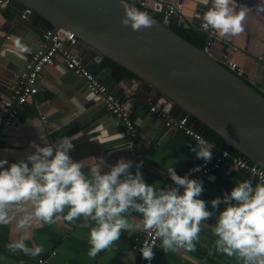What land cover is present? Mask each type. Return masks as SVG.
I'll return each mask as SVG.
<instances>
[{
	"label": "water",
	"instance_id": "water-1",
	"mask_svg": "<svg viewBox=\"0 0 264 264\" xmlns=\"http://www.w3.org/2000/svg\"><path fill=\"white\" fill-rule=\"evenodd\" d=\"M9 1L16 31L11 37L0 39V56L5 57V51L14 50L24 56L27 64L25 54L43 50L42 36L48 30L72 32L76 38L73 46L62 39L61 52L52 65L45 66L55 68L58 77L56 88H47L49 94L42 93L46 106L40 109L42 114L48 110L53 112L46 119L51 124L49 130L53 142L65 136H74V144L87 140L94 157L104 156L111 165L120 157L135 163V157L139 155L137 150H143L138 142L126 137L123 122L110 115L101 97L88 90L86 80L66 68L62 52L70 50L123 104L129 117L134 110L141 111L134 125L141 130L142 139L150 147L163 132L156 124L159 119L150 112L151 107H156L170 117L193 118L192 128L196 132L202 125L209 127L224 139L226 146L264 169V95L251 81L227 69L222 64L223 58L196 48L173 32L169 28L170 21H158L149 15L154 26L136 32L130 26L121 25L124 9L119 0ZM25 9L31 14L21 20ZM155 11L161 12L160 4L155 6ZM38 16L51 28L36 26L34 22ZM12 36L20 38L30 52L20 53ZM236 52L240 53V50ZM261 57L252 62L264 72V57ZM107 59L133 77L117 81L113 69L103 74L109 69ZM237 66L243 69L240 64ZM22 69L12 72L15 84ZM60 98L68 105L62 107L67 113L61 115L56 112V100ZM2 101L0 98V108Z\"/></svg>",
	"mask_w": 264,
	"mask_h": 264
},
{
	"label": "clouds",
	"instance_id": "clouds-1",
	"mask_svg": "<svg viewBox=\"0 0 264 264\" xmlns=\"http://www.w3.org/2000/svg\"><path fill=\"white\" fill-rule=\"evenodd\" d=\"M119 3L124 9L122 26H130L136 32L154 26L147 12L130 6L128 0ZM233 4L234 0H212V7L204 14L203 26L216 30L221 37L242 33L252 9L240 5L237 11ZM255 9L264 12V0ZM15 47L20 53L30 52L20 38H15ZM74 139L65 136L55 142L46 141L43 146L32 142L34 152L26 160L9 164L7 159H0V225H13V231L21 234L7 246L9 250L35 258L44 248L36 244L29 248L26 244L34 223L41 226L61 220L72 223L84 217L82 226L90 228L91 257L109 248L122 231L153 229L162 239L164 251L178 248L194 251L193 242L200 235L201 223L213 217L223 204L215 225L217 251L227 256L238 255L244 264H264V183L253 187L251 181L236 182L222 199L210 201L212 211H209V202L199 198L204 191L203 182L189 178L200 167L183 177L170 167L168 176L172 185L157 190L145 182L140 171L142 162L134 163L124 157L114 165L104 156L93 157L95 162L85 174L84 163L74 161L70 155ZM195 139L199 150L192 151L207 164L213 158L214 145L199 135ZM132 212L140 213L143 219L129 223L126 214ZM89 221L95 226H90ZM140 254L149 262L155 257L147 242Z\"/></svg>",
	"mask_w": 264,
	"mask_h": 264
},
{
	"label": "crops",
	"instance_id": "crops-1",
	"mask_svg": "<svg viewBox=\"0 0 264 264\" xmlns=\"http://www.w3.org/2000/svg\"><path fill=\"white\" fill-rule=\"evenodd\" d=\"M145 2L144 7L154 11L157 5L156 2L180 6L181 13L186 20L192 25H197L210 0H146ZM259 2L260 0H234L232 6L237 11L240 5L252 9L247 17L244 31L230 38L221 37L216 31L219 39L215 40L207 50L218 58L230 59L240 64L243 68L241 77L251 81V84L264 95L263 68L254 67L252 62L254 59H261L262 55L264 57V12H258L255 9V5ZM14 22V14L10 7H7L3 12L0 11V39L7 38V36L11 37L16 31ZM34 24L41 27L35 22ZM31 32L33 31L31 30ZM14 38L12 36L13 41ZM13 43L15 44V41ZM239 50L240 53L236 52ZM4 54L5 57L0 56V84L2 85L0 98L3 99L10 96L14 90V85H16L15 81L12 80V72L25 68L27 61L24 56L14 50H7ZM25 55L28 56L29 60L31 53ZM57 60L60 59L57 58ZM109 70H111L110 67L103 74H106ZM57 78L55 68L44 67L41 70L38 80V93L24 104L17 119L11 125L1 129L0 159H7L9 164L26 160V157L34 152V149L30 147L32 142L41 146L46 141L53 142L49 130L51 124L46 122L47 116L50 117L53 112L48 110L46 115L40 113V109L46 106L42 93L49 94L47 88H56ZM56 103V112L60 113L59 115L67 113L62 107H68V105L61 98L57 99ZM140 114L141 111L134 110L131 114L133 123H136ZM156 124L163 128V132L162 136H158V140L153 143L152 147L142 139L139 128H136L137 133L133 140L143 148L142 151L137 150L139 155L135 157L137 158L135 163L142 162L140 171L145 182L160 190L172 185V181L168 176L170 167H174L176 173L181 175L189 166L202 159H197L192 151V149L199 150L197 147L198 142L193 137L186 135L181 129L171 128L163 120L159 119ZM191 126L193 127V124ZM202 127L198 132L195 131L200 136H202L200 134ZM70 155L74 161L84 163L83 171L88 174L90 166L95 162L92 159L95 156L94 151L89 142L86 140L75 143L74 150ZM132 171L134 172L135 169L133 168ZM200 180L203 182L204 191L199 198L209 202V211H212L210 201L217 197L222 199L225 193L231 192L236 182L251 181L253 187L260 183L249 173L231 165H224L212 175ZM224 207L223 204L220 205L213 217L201 223L200 235L193 242L195 245L194 251H188L186 248H178L176 251H164L162 249V239L160 238L156 247L157 257L154 264H244V261L238 255L227 256L216 249L215 241L218 237L215 235V225L219 212L223 211ZM67 211L68 209H65V215ZM126 216L131 224L143 219L142 215L136 212H132L130 215L126 214ZM83 224L84 217H80L72 223L63 220L52 224H43L42 226L34 223L29 229L31 238L26 241V244L29 248L33 244L44 248L41 255L35 258L18 250H9L7 246L14 240L19 239L21 234L13 231V225H0V264H135L138 241L144 230L122 231L120 238L109 248L101 251L97 256L91 257L89 255L91 248L89 244L90 228L83 227ZM89 225L95 226L92 221H89Z\"/></svg>",
	"mask_w": 264,
	"mask_h": 264
},
{
	"label": "built area",
	"instance_id": "built-area-1",
	"mask_svg": "<svg viewBox=\"0 0 264 264\" xmlns=\"http://www.w3.org/2000/svg\"><path fill=\"white\" fill-rule=\"evenodd\" d=\"M145 1L143 0L141 5L145 6ZM9 3V0H0V9L7 8L9 6ZM156 3L160 4L161 6L160 13H162V20H174L177 26L196 27L198 30L204 32L207 35V47L205 48L206 50L213 44L215 40L219 39L217 37L216 30L211 28L206 29L203 26L205 23L204 14L209 8L212 7V0H210V3L204 9L200 22L197 25H192L188 20H186V18L181 13L180 6L169 5L167 3L161 2ZM30 14L31 11L29 9H25L21 14V19H26ZM62 39H64L65 43L69 46H73L76 43L75 35L72 32H66L62 30H48L43 34L42 40L45 42L43 50L36 53H31L25 68L21 70L20 74L17 76L18 82L14 90L12 91L10 96L3 99L0 108V142L2 139L1 129L11 125L17 119L19 111L22 109L24 104L38 93L39 73L45 66H49L54 63L56 55L62 50ZM62 55L64 57V64L66 68L75 71L76 74L80 75L86 80L88 90L93 94L99 95L101 97L102 103L110 113V115L123 122L126 127V137L129 139H134L137 133V129L133 123V120H131L128 116V113L123 104L111 93H109L107 88L102 85L93 74H91L84 68V66L80 63L76 56L70 52V50H64L62 52ZM222 64L236 75L242 76L241 69L234 61L223 58ZM150 112L158 119L167 122V124L171 128L181 129L186 135L193 137L194 139L197 135H199L193 130L192 126L188 124L189 118L187 117L180 119L170 117L167 113L161 111L156 107H151ZM212 157L213 158L211 159V161L207 164H205L203 160L197 161L196 163L189 166L179 176L183 177L184 175L188 174L191 169L200 167L201 170L199 172H193L189 177L190 179L200 180L201 178L212 175L213 173L221 169L224 165H231L239 170L249 173L260 183H264V176L261 175V173H264V169L254 163H251L245 157L233 155L227 149L220 148L215 145L212 150ZM159 240L160 238L156 236L154 229L150 231H144L138 241L137 259L135 264H154L157 257L156 247ZM145 242L152 246L155 253L154 259L150 262L144 260L140 254V249L144 246Z\"/></svg>",
	"mask_w": 264,
	"mask_h": 264
},
{
	"label": "trees",
	"instance_id": "trees-1",
	"mask_svg": "<svg viewBox=\"0 0 264 264\" xmlns=\"http://www.w3.org/2000/svg\"><path fill=\"white\" fill-rule=\"evenodd\" d=\"M142 1L143 0H128V2L130 4L142 9L144 12H147L151 17L155 18L156 20L161 21L162 20V13L155 12L152 9L144 7L143 5H141ZM35 23L37 25L46 26L48 28H51L50 24L47 21H45L42 17H39V16L35 19ZM169 28L173 32L178 34L180 37H182L183 39L188 41L190 44L195 46L196 48L203 50L207 47V35L204 32L198 30L196 27L177 26L175 21L172 20V21H170ZM106 61L109 65V67L111 69L115 70V72L117 73L116 80H120L123 77H126V78H132L133 77V75L130 72H128L127 70H125L123 67L115 64L114 62H112L108 59ZM130 119L133 120L132 116H130ZM192 122H193V118L188 119V124L192 125L191 124ZM200 134L206 140H208V142H210L211 144H213L217 147H220V148L227 149L233 155L243 156L237 150L226 146L224 139L222 137H220L218 134H216L214 131H212L209 127L203 126Z\"/></svg>",
	"mask_w": 264,
	"mask_h": 264
}]
</instances>
